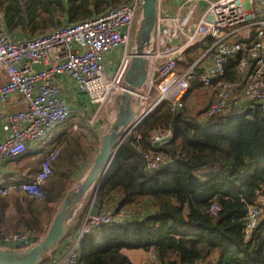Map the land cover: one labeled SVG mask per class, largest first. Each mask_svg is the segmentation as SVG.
Listing matches in <instances>:
<instances>
[{
    "label": "built area",
    "instance_id": "1",
    "mask_svg": "<svg viewBox=\"0 0 264 264\" xmlns=\"http://www.w3.org/2000/svg\"><path fill=\"white\" fill-rule=\"evenodd\" d=\"M142 3V0H130L108 8L95 18L25 39H17L8 32L0 11V103L7 104L18 96L24 107L3 116L8 136L0 140V165L22 157L28 145L48 146L35 179L18 184L14 190L42 201L43 188L61 155V146L53 143L52 137L56 129L69 121L72 110L62 96L59 77L68 75L80 93L87 95L96 108L91 123L99 120L122 89L120 83L137 57L135 37L143 20ZM165 3L166 0H156V27L142 56L147 62L146 78L135 89L140 105L129 135L162 104L169 105L171 113L182 111L193 86L215 92L214 101L202 114L204 121L248 104L259 106L264 112V3L260 0H183L172 15ZM206 40L213 41L208 51L187 70L179 72L178 67L187 53ZM119 48L122 54L109 74L106 57ZM237 54L241 58L236 66V78L230 81L226 79L228 68ZM239 90L244 104L236 99ZM142 91L145 93L141 94ZM154 92L157 97L151 104ZM166 138H172V132L152 139L153 151L143 155L147 171L174 165L168 153L158 151L163 143L154 147ZM10 190L0 188V195L7 196ZM94 208L93 204L72 233L70 229L61 248L50 256L49 264H77L80 246L93 231L116 222L127 224L121 212H100L97 207V213L92 215ZM210 212L216 216L220 209L213 205ZM263 214L264 197L260 205L249 210L245 229L248 239ZM44 237L31 232L4 235L0 226V249L24 250ZM18 246L21 248L16 249ZM155 259V255L149 254L147 264H158Z\"/></svg>",
    "mask_w": 264,
    "mask_h": 264
},
{
    "label": "trees",
    "instance_id": "2",
    "mask_svg": "<svg viewBox=\"0 0 264 264\" xmlns=\"http://www.w3.org/2000/svg\"><path fill=\"white\" fill-rule=\"evenodd\" d=\"M129 1L0 0V11L10 34L27 33L30 38L95 18ZM212 44L206 40L189 51L179 72ZM240 58V54L232 58L227 80H235ZM198 115L185 108L171 113L165 103L125 139L102 184L94 188L93 199L100 212L128 213L142 204L151 205L152 213L128 226L115 224L89 235L77 264H131L128 250H154L159 264H264V218L250 239L245 236L249 210L264 197V112L248 104L208 121ZM168 132L173 133L172 140L158 151L168 153L174 165L147 171L143 155L153 151L155 136ZM60 146L59 165L73 164L75 157L89 151L79 137ZM76 168L69 174L53 173L42 201L22 194L13 200L0 195V225L16 223L15 233L41 234L44 219L53 214L51 205L63 200ZM213 205L220 209L216 216L210 212ZM10 209L15 213L11 217Z\"/></svg>",
    "mask_w": 264,
    "mask_h": 264
},
{
    "label": "crops",
    "instance_id": "3",
    "mask_svg": "<svg viewBox=\"0 0 264 264\" xmlns=\"http://www.w3.org/2000/svg\"><path fill=\"white\" fill-rule=\"evenodd\" d=\"M181 1L183 0H166L165 6H166L168 13L171 15L175 14L177 12L179 3ZM11 35L16 37L17 39H25V38H18L17 37L18 35H14V34H11ZM121 54H122V48H119L113 51L111 54H109L106 57V67H107V72L109 74H111L113 69L116 67ZM58 80L61 85L62 96L69 103V106L71 107V110H72V115L69 121L64 126L54 131L52 142L60 146L61 144L63 145L65 141L71 138L73 139V138L79 137L83 148L89 151L87 152V155L85 157H81V158L75 157V163L73 164L59 165L55 162L53 164V173L62 171V172L69 174L70 170H73L74 168L77 167L78 170H76L73 175V178H75L76 174L78 175L83 172V170L87 167L89 159L95 153V156L93 157V163H94L97 157V154L99 153L100 147H101V139L105 135L108 126H110L111 124V121L115 119L116 113L115 111H110L109 106H108L105 112L99 118V120L95 123H91V119H92L93 114L95 113L96 108L90 104L87 95L80 93L76 84L72 81V79L68 75H63L59 77ZM198 89L197 87L192 88L190 94L186 98V102L189 99L192 101L189 106L190 110L193 112L194 115H197L199 113L198 118L203 120L202 114L206 109H197V108L193 109L192 105L195 104L196 102H200L203 100H205L206 106L209 105L211 102L214 101L215 92H214V89H210L207 96L203 97V95H201V92L203 90L202 89L198 90ZM236 99H238V101H240L241 104L245 103L241 90L237 91ZM21 108H24V107L20 104V98L18 96L12 97L7 104L0 103V140H4L8 136V132L5 130L4 122H3L4 114L9 111L19 110ZM75 125L77 126L76 129L74 128ZM172 138H173V133H172ZM172 138H170V141L172 140ZM47 149H48V146H44V145H35V146L28 145L27 151L22 157L8 160L4 162L2 165H0V188H10L11 190L9 194L11 195L12 192H18L17 190H14L18 184L23 183V182H28V183L32 182L35 179L36 174L40 170L41 161ZM8 195L7 196L1 195V197L10 199L9 198L10 195L9 196ZM93 204L94 205L97 204V202L94 199L92 201L91 206ZM54 205L55 204L51 205L52 210H53L52 206ZM84 205L79 209L80 211L84 209ZM151 208H152L151 205H146L144 207L142 204H140L138 207L134 208L128 213L125 211H121V213H123L124 215V219H126L127 221V224L123 225V223L121 222L120 223L116 222L110 226H113L115 224H119L122 227L128 226L131 222L138 219L139 216H146L148 214H151L152 213L150 210ZM11 209L13 208L11 207ZM84 211L87 212L86 209H84ZM13 214L15 213L12 210L11 212L8 213V216L11 217ZM84 216L85 214L82 216L81 220L83 219ZM51 218L52 216H50L46 222L44 221V224L47 223V226L45 227L47 231L52 223V220L54 219V218L52 219ZM77 218H74V219H77L76 224L78 226L81 220H80L79 215ZM263 218H264V214H263L262 219ZM44 224L42 225V227L44 226ZM0 226H1L2 231L4 232L8 231V234L15 233L17 230L16 223L8 224V225L1 224ZM110 226H107V227H110ZM100 229L93 231L92 233L94 232L96 233ZM47 231L43 233L44 236L46 235ZM125 254L129 258L131 264H147L149 254L155 255V258L158 256V253L154 250H151L149 252H144L143 250H128Z\"/></svg>",
    "mask_w": 264,
    "mask_h": 264
},
{
    "label": "water",
    "instance_id": "4",
    "mask_svg": "<svg viewBox=\"0 0 264 264\" xmlns=\"http://www.w3.org/2000/svg\"><path fill=\"white\" fill-rule=\"evenodd\" d=\"M260 1L264 3V0ZM142 2L143 20L135 37L137 57L133 59L124 80L120 83L122 89L111 100L109 109L115 111L116 116L101 139L99 153L89 173L81 184L64 198L43 240L24 250L0 249V264H44L47 258L61 248L69 236L71 222L85 204L84 199L89 189L96 186L98 189L102 184L118 148L132 131V124L140 105V98L136 95L135 89L141 87L146 78L147 62L142 56L149 47L157 20L156 0H142ZM169 141L170 139L166 138L162 142L155 143L154 147ZM97 206L95 204L92 215L97 213Z\"/></svg>",
    "mask_w": 264,
    "mask_h": 264
},
{
    "label": "rangeland",
    "instance_id": "5",
    "mask_svg": "<svg viewBox=\"0 0 264 264\" xmlns=\"http://www.w3.org/2000/svg\"><path fill=\"white\" fill-rule=\"evenodd\" d=\"M51 30H53V29H50L49 31H51ZM18 34V33H17ZM20 35L22 36H17L18 38H27V37H25V35H27V33H21L20 32ZM39 35V34H38ZM35 36V35H34ZM199 90V89H198ZM203 90V89H202ZM208 92H209V90H203L202 92H201V95H203V97H206L207 96V94H208ZM155 100H156V98H155V96H154V94H153V98H152V100H151V104H153L154 102H155ZM191 100L189 99L187 102H186V108L185 109H190V104H191ZM193 107V109H195V108H197V109H206L207 107H208V105L206 106V104H205V100H203V101H200V102H196L195 104H193L192 105ZM204 106H206V107H204ZM189 107V108H188ZM9 112H11V111H9ZM230 113V112H229ZM229 113H227L226 115H224V116H227ZM104 117H105V115H104ZM62 153V152H61ZM61 156V155H60ZM95 156V153L93 154V156L89 159V161H88V164H87V167L83 170V172L81 173V174H76L75 175V178H73L72 180H71V182H70V184H69V189H68V191H67V193L65 194V196H64V198L67 196V194L70 192V191H72V190H74V189H76L80 184H81V182L83 181V179L87 176V174L89 173V171H90V169H91V167H92V165H93V157ZM60 158V157H59ZM58 160V159H57ZM57 162V161H56ZM81 165V164H80ZM76 170H78V168H76L75 169V171ZM53 176V175H52ZM48 184V183H47ZM94 188L95 187H93L92 188V191H91V193L88 195V196H86V200H85V204L86 205H88V207H87V211H88V209L90 208V206H91V204H92V199H93V194H94ZM10 195V194H9ZM8 195V196H9ZM18 195H20L21 196V193H19V192H12L11 193V195H10V197L9 198H12V197H15V196H18ZM64 198H63V200H64ZM11 200H13V198L11 199ZM63 200H61L59 203H57V204H55L54 206H52L53 207V214H51V216H52V218H54L55 217V215H56V213L60 210V208H61V206H62V203H63ZM86 205H84V209H85V207H86ZM84 209L83 210H79V212H77V214H76V216H75V218H77L78 217V215H79V217H80V220H81V218H82V216H83V214H84ZM47 214H45V216H46ZM51 218V219H52ZM78 219V218H77ZM77 219H74L72 222H71V233L74 231V229H76V227H78L79 226V224H78V226H77V224H76V222H77ZM44 221L46 222L47 221V219H44ZM79 222V221H78ZM80 223V222H79ZM48 225H49V223H48ZM47 226V223H45L44 224V226L42 227V233L41 234H38V235H42L44 232H46L47 231V229H45V227ZM49 227V226H48ZM24 232H26V230H23V231H21V232H18V233H24ZM12 234H14V233H12ZM4 235H10V234H4ZM64 250H62L61 251V253L63 252ZM49 260H51V259H49Z\"/></svg>",
    "mask_w": 264,
    "mask_h": 264
},
{
    "label": "bare ground",
    "instance_id": "6",
    "mask_svg": "<svg viewBox=\"0 0 264 264\" xmlns=\"http://www.w3.org/2000/svg\"><path fill=\"white\" fill-rule=\"evenodd\" d=\"M145 60V59H144ZM146 61V60H145ZM149 83H150V80H149V77H147V86L149 85ZM143 104H144V102H143ZM114 120V119H113ZM92 191V188L91 189H89V191H88V193L86 194V196L90 193ZM86 196H85V199L84 200H86Z\"/></svg>",
    "mask_w": 264,
    "mask_h": 264
}]
</instances>
